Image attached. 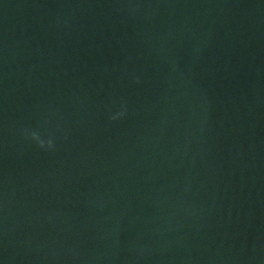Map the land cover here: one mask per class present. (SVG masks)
<instances>
[{"label": "water", "instance_id": "water-1", "mask_svg": "<svg viewBox=\"0 0 264 264\" xmlns=\"http://www.w3.org/2000/svg\"><path fill=\"white\" fill-rule=\"evenodd\" d=\"M0 264H264V0H0Z\"/></svg>", "mask_w": 264, "mask_h": 264}]
</instances>
